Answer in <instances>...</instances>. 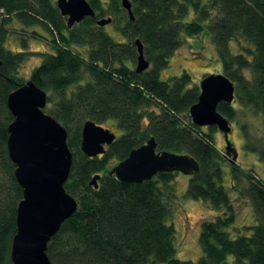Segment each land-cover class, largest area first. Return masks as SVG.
Segmentation results:
<instances>
[{"label":"trees","instance_id":"obj_1","mask_svg":"<svg viewBox=\"0 0 264 264\" xmlns=\"http://www.w3.org/2000/svg\"><path fill=\"white\" fill-rule=\"evenodd\" d=\"M87 2L95 17L67 28L51 0H0V264H11L15 211L21 199L6 150V128L12 120L6 97L26 81L18 69L27 55L9 49L6 42L17 32L37 35L38 30H27L30 26L48 31L50 38L49 51L41 53L42 60L27 80L46 92V104L57 94V108L47 109L69 131L67 145L75 151L64 189L77 200V209L47 244L51 263L229 264L232 257L233 264H264V183L254 171L231 158L227 161L214 144L215 127L191 122L188 109L197 101L199 88L190 75L182 71L169 80L159 78L185 38L204 34L214 46L221 74L235 87L232 103L217 105L219 113L233 120V102L238 99L264 117V0H130L134 19L128 17L120 30L126 42L114 40L96 25L105 12L122 9L117 0L109 7L102 0ZM135 39L149 63L141 73L135 71ZM20 40L23 46L25 39ZM245 71L251 75L246 77ZM109 119L121 134H115L103 155L87 157L79 148L81 122L100 125ZM150 137L157 151L187 154L199 165L182 197L202 201L215 216L200 222L201 255L196 262L176 258L173 211L167 201L176 198L177 172L158 173L141 183L122 182L109 174ZM246 150L264 159V139L261 148ZM225 165L230 186L249 202L255 224L236 225L238 211L224 186ZM95 174L100 176L97 188L89 185ZM242 181L246 187L237 189Z\"/></svg>","mask_w":264,"mask_h":264},{"label":"water","instance_id":"obj_2","mask_svg":"<svg viewBox=\"0 0 264 264\" xmlns=\"http://www.w3.org/2000/svg\"><path fill=\"white\" fill-rule=\"evenodd\" d=\"M56 8L66 17V26L94 17L93 8L86 0H56ZM129 19H134L130 0H120ZM111 17L96 20L103 27ZM136 46V73L148 69L139 39ZM199 94L188 114L191 122L199 127H215L223 136L224 150L235 163L237 152L228 139L231 132L229 120L217 110L221 102L231 104L234 99V84L226 76L213 71L202 77L198 84ZM46 92L32 80L10 91L6 107L12 116L6 131L8 159L14 165L13 177L21 188V199L15 211V233L10 244L11 264H52L46 250L51 238L61 224L77 209V200L67 193L64 184L72 163V152L67 145V132L53 117L43 111ZM115 140V134L91 120L81 127V152L87 157L105 153V146ZM199 171L197 161L187 155L166 150L157 151L153 137L131 149L128 155L113 165L109 174L126 183H141L158 173L177 172L194 175ZM100 176L91 177L89 185L98 187Z\"/></svg>","mask_w":264,"mask_h":264},{"label":"rangeland","instance_id":"obj_3","mask_svg":"<svg viewBox=\"0 0 264 264\" xmlns=\"http://www.w3.org/2000/svg\"><path fill=\"white\" fill-rule=\"evenodd\" d=\"M51 1L55 4L56 0ZM110 2L111 0H102V3L105 4L104 7H109L108 3ZM117 5L119 8L121 7L120 0H117ZM107 17H111V22L103 27L99 26L100 30L109 34L114 40L126 42V38L120 33V30L128 19L126 10L122 8L117 14H107L105 12V14L99 16L98 19ZM14 27L19 28L20 24L14 22ZM33 29L40 31L41 33H38H40L41 37L38 35H29V33L18 34L17 32L10 35L8 42H6V46L9 49L27 54L25 61H23L24 63H22L18 69V76L22 77L24 80L28 79L31 70L42 60L41 53L49 51L48 37L50 38V34L48 31L42 30L37 26L27 27L29 32ZM45 38H47V40ZM20 39H25V44L23 46L21 45ZM231 51H237L235 42H231ZM135 64L136 61H134V65ZM216 69L221 73L220 65L215 58V50L211 39L208 36H204V34H200L198 36L185 38V41L169 58L167 67L160 71L159 78L161 80H169L171 77L178 76L182 71H185L190 75L192 82L198 86L202 77L216 71ZM244 73L246 77L251 75L249 71H245ZM58 99L59 97L56 93L52 94L51 100L45 105L43 111L49 114V110L47 109L48 106H53V108L56 109ZM233 103L236 112L235 118L229 120L231 132L228 134V139L237 152L236 164L243 169L252 170L257 173L260 180L264 183V159L259 158L257 153L246 150L248 146H253L257 149L261 148L262 140L264 139V117H262L256 109L241 104L238 99L234 100ZM56 121L63 126V123L57 118ZM81 123L83 124V122ZM100 126L109 129L116 135L121 134V131L116 128L113 120H106L100 123ZM63 127L65 128V126ZM211 132L213 134L214 144L219 151L223 152L227 161H229L231 155L225 153L222 134L216 128L211 129ZM70 151L75 152L74 149H70ZM228 170V167L225 165L223 179L228 195L238 211L235 223L236 225L255 224L249 202L241 198L238 191L230 186ZM188 179V175L182 173L175 174L173 187L176 198H171L167 202L170 209L173 211L171 220L176 230V258L196 262L201 255L199 244L200 222L205 218H213L215 216V211L207 207L200 200H191L182 197ZM246 184V181H242L238 186L236 185V188H244ZM1 190L4 191L5 187L1 188ZM228 262L229 264H233L232 257H228Z\"/></svg>","mask_w":264,"mask_h":264},{"label":"flooded vegetation","instance_id":"obj_4","mask_svg":"<svg viewBox=\"0 0 264 264\" xmlns=\"http://www.w3.org/2000/svg\"><path fill=\"white\" fill-rule=\"evenodd\" d=\"M55 2H56V1H55ZM54 5H55V4H54ZM55 6H56V5H55ZM94 13H95V11H94ZM62 17L64 18V20H65V24H66V17H65V16H62ZM94 17H95V15H94ZM96 20H97V19H96ZM73 25H74V24H73ZM71 27H72V26H71ZM40 30H41V29H40ZM39 32H40V31H39ZM40 33H41V32H40ZM40 33H37V35H38V36H41ZM115 136H116V135H115ZM108 146H109V145H108ZM108 146H105V151H106V149H107Z\"/></svg>","mask_w":264,"mask_h":264}]
</instances>
